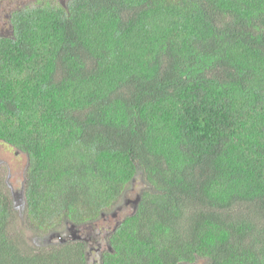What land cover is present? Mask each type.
<instances>
[{
  "label": "trees",
  "instance_id": "16d2710c",
  "mask_svg": "<svg viewBox=\"0 0 264 264\" xmlns=\"http://www.w3.org/2000/svg\"><path fill=\"white\" fill-rule=\"evenodd\" d=\"M9 26L0 142L39 241L0 184V264H87L89 243L42 241L137 182L99 264H264V0H37Z\"/></svg>",
  "mask_w": 264,
  "mask_h": 264
},
{
  "label": "rangeland",
  "instance_id": "374dc122",
  "mask_svg": "<svg viewBox=\"0 0 264 264\" xmlns=\"http://www.w3.org/2000/svg\"><path fill=\"white\" fill-rule=\"evenodd\" d=\"M36 1L37 0H0V36L9 34L10 32L9 18H10V14L13 13V11L23 6L33 5ZM56 1L65 3L67 0H56ZM25 171H26V156L19 153L17 150L12 149L9 146L0 142V184L2 187L4 186L6 188L5 190H8L7 193L11 196L13 206L17 211L16 213L17 219H15V221L17 222V224H19V225L15 224V222L12 220L10 224V230H15V227L17 228V226H19L20 228L21 227L24 228L25 230L24 232L27 235V240L30 243V246L33 247L32 244L38 245L37 243L39 240L37 239V236L33 234V231H31V227L30 226L28 227L24 215L22 214L25 211V206L24 204L20 203L21 199L22 202L24 200L23 183H24ZM142 186L143 185L141 184V182H137L134 184L133 189L125 193L123 204H127V205L125 206L123 205L124 208H122L120 205L119 211H117L119 208L117 207L114 210H112V212L103 214L102 218L99 219L97 222H94L90 225H86L87 227H82L84 230H86L85 232H89L88 234L89 236L83 231H77V232L74 231L75 233L73 234L80 236L81 238L88 239L90 242L89 245L90 248H92V246H95L96 244H100L101 247L106 246L105 238L109 236V234L106 232L111 231V229L116 226L115 223L117 221L121 220L122 217L128 215L131 212L132 204L130 203V201H132L134 199V196L137 193H139ZM113 213L117 214L115 218L111 217V214ZM69 225L70 224H66L64 228L68 229ZM55 233L59 234L60 232L58 231ZM10 235L15 236L14 232H10ZM48 236L46 239L42 241V243L44 242L46 243V241L48 240ZM81 238L75 241H82ZM54 239L52 238L50 240V243H59L57 238ZM92 251H93L92 253L88 251L89 253L87 255L88 256L87 263L99 264L98 263L99 259L97 260V262L94 261L96 260L95 258L98 257L96 252H94V249Z\"/></svg>",
  "mask_w": 264,
  "mask_h": 264
},
{
  "label": "water",
  "instance_id": "95a60500",
  "mask_svg": "<svg viewBox=\"0 0 264 264\" xmlns=\"http://www.w3.org/2000/svg\"><path fill=\"white\" fill-rule=\"evenodd\" d=\"M127 193V192H126ZM125 196V195H124ZM123 196V197H124ZM124 199V198H123ZM139 200H140V195L137 193L135 196H134V199L132 200V201H130V203L132 204V210H131V212L128 214V215H131V214H133V212L135 211V209H136V207H137V205H138V202H139ZM124 203H126V202H124ZM125 205H127V204H122L121 205V207L122 208H124V206ZM119 209H120V207L118 208V210L117 211H119ZM102 216L103 215H101V218H102ZM117 216V214H115V213H113V214H111V217L112 218H115ZM68 230L69 231H72V232H74V231H78L73 225H69V227H68ZM75 233V232H74ZM74 236H76V235H71V238H70V240H67V241H74ZM57 238L58 240H59V243H65L64 241H65V238H60L57 234H52V235H49L48 236V239L50 240V239H52V238ZM85 240H87L86 238H84ZM108 250H110V249H108Z\"/></svg>",
  "mask_w": 264,
  "mask_h": 264
},
{
  "label": "flooded vegetation",
  "instance_id": "af4514ba",
  "mask_svg": "<svg viewBox=\"0 0 264 264\" xmlns=\"http://www.w3.org/2000/svg\"><path fill=\"white\" fill-rule=\"evenodd\" d=\"M122 205V204H121ZM123 218V217H122ZM120 222V220L119 221H117L115 224H118ZM115 228V227H114ZM114 228H112L111 229V231L114 229ZM65 229H67V228H64V230H62V231H59L60 233L58 234L59 235V237L62 239V238H64L65 237V241L64 242H66L67 240H70V238H71V235H73V233L74 232H72V231H69L68 229L67 230H65ZM78 231H82L81 229H78ZM80 233V232H79ZM54 234H57V233H54ZM62 235H63V237H62ZM67 236V237H66ZM79 238H81L80 236H74V241L75 240H78ZM54 239V238H53ZM82 239V241L83 242H86V243H89L90 244V242H89V240L87 239V240H85L84 238H81ZM54 241H55V239H54ZM59 241V240H58ZM46 243L47 244H51L50 243V240L48 239L47 241H46ZM95 248H96V254H97V256H98V259H99V257H100V255H101V252H102V248H103V246L101 247L100 246V244H96L95 246H94ZM94 254V253H93ZM95 261V260H94ZM88 264V263H87Z\"/></svg>",
  "mask_w": 264,
  "mask_h": 264
},
{
  "label": "bare ground",
  "instance_id": "6f19581e",
  "mask_svg": "<svg viewBox=\"0 0 264 264\" xmlns=\"http://www.w3.org/2000/svg\"><path fill=\"white\" fill-rule=\"evenodd\" d=\"M118 224H119V223H118ZM118 224H116V226H117ZM116 226H115V227H116ZM76 229H77V228H76ZM114 229H115V228H114ZM114 229H113V230H114ZM77 230H78V229H77ZM51 235H52V234H51ZM57 235H58V234H57ZM58 236H59V235H58ZM54 238H55V237H54ZM50 240H51V239H50Z\"/></svg>",
  "mask_w": 264,
  "mask_h": 264
}]
</instances>
